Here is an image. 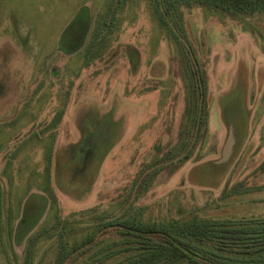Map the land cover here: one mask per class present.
<instances>
[{"label":"rangeland","instance_id":"rangeland-1","mask_svg":"<svg viewBox=\"0 0 264 264\" xmlns=\"http://www.w3.org/2000/svg\"><path fill=\"white\" fill-rule=\"evenodd\" d=\"M106 1L0 0V264H23L30 245L41 247L34 264H53L58 240L35 239L43 224L51 227L59 215L79 231L88 223L82 212H122L121 200L157 147L162 153L179 140L188 64L144 2L122 5L109 51L82 64L79 53ZM181 24L208 77L202 160L161 174L131 209L150 222L262 217L264 22L194 7ZM230 133L233 152L218 164ZM244 180L257 188L220 200Z\"/></svg>","mask_w":264,"mask_h":264},{"label":"trees","instance_id":"trees-1","mask_svg":"<svg viewBox=\"0 0 264 264\" xmlns=\"http://www.w3.org/2000/svg\"><path fill=\"white\" fill-rule=\"evenodd\" d=\"M140 1L147 5L182 63L188 64L184 73L188 84L186 113L179 140L162 153L157 147L152 163L142 166L143 171L137 174L127 198L121 200V205L125 206L122 212L115 214L97 209L82 212L80 216L88 223L79 231L71 229L67 221L57 215V223L51 227L43 224L35 239L40 240V245L58 240L54 243L57 252L53 264H264V216L214 220L190 215L150 222L131 209L137 208L136 204L161 174H173L189 161L202 160L197 152L208 134V77L205 65L182 33L184 11L201 7L204 13L216 14L219 18L257 17L264 22V0H107L102 14L93 22L84 54L68 53L81 54L84 66L102 59L110 49L113 35L120 29L118 14L122 5ZM63 114L61 110L54 123L57 124ZM40 137L35 138L41 140ZM256 172L264 174V161ZM255 188L244 180L229 190L224 189L220 200L247 194ZM50 196L54 198L53 194ZM30 247L25 251L23 264H34L36 251L41 250V247L34 250Z\"/></svg>","mask_w":264,"mask_h":264},{"label":"water","instance_id":"water-1","mask_svg":"<svg viewBox=\"0 0 264 264\" xmlns=\"http://www.w3.org/2000/svg\"><path fill=\"white\" fill-rule=\"evenodd\" d=\"M233 146H234V139H233V135L230 133L228 144H227L226 149L224 150L223 157L221 160L217 161L216 163H218V164L227 163L231 157L232 152H233Z\"/></svg>","mask_w":264,"mask_h":264},{"label":"crops","instance_id":"crops-1","mask_svg":"<svg viewBox=\"0 0 264 264\" xmlns=\"http://www.w3.org/2000/svg\"><path fill=\"white\" fill-rule=\"evenodd\" d=\"M66 32H67V29L62 30V31L60 32V35H59V37L57 38V42L60 43V42L62 41V38H63V36H65Z\"/></svg>","mask_w":264,"mask_h":264}]
</instances>
